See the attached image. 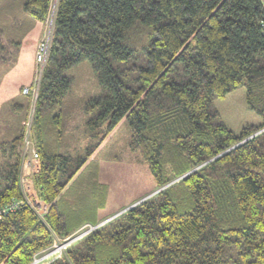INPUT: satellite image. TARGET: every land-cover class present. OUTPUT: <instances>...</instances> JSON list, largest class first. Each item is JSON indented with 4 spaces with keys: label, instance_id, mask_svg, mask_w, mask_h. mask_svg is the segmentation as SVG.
Instances as JSON below:
<instances>
[{
    "label": "trees",
    "instance_id": "16d2710c",
    "mask_svg": "<svg viewBox=\"0 0 264 264\" xmlns=\"http://www.w3.org/2000/svg\"><path fill=\"white\" fill-rule=\"evenodd\" d=\"M50 2L0 0V58L39 43ZM83 60L103 89L82 107L90 138L106 124L95 146L125 117L131 149L164 187L48 264H264V0H57L29 133L39 167L28 194L47 210L24 202L20 182L29 92L10 99L21 116L1 132L0 208L17 204L0 217V264H28L98 224L68 223L59 203L83 160L60 151L67 70ZM240 86L261 121L236 134L214 101Z\"/></svg>",
    "mask_w": 264,
    "mask_h": 264
},
{
    "label": "rangeland",
    "instance_id": "374dc122",
    "mask_svg": "<svg viewBox=\"0 0 264 264\" xmlns=\"http://www.w3.org/2000/svg\"><path fill=\"white\" fill-rule=\"evenodd\" d=\"M54 5L55 0H51L50 11L44 22L40 41L43 39L51 41ZM38 44L35 46L33 41H26L20 45L13 59L0 58V85L2 83L4 86L0 91V96L3 97L0 99V139L4 127L15 124L14 117L21 116L19 113L10 111L8 107L10 99L19 97L24 103L26 95L32 92V102L26 119V132L30 133L34 100L46 60L40 70L38 63H34L31 59L29 66L32 67V73L29 75V72L24 69L26 64L24 59L28 63V57L36 55ZM17 65L22 67L21 76L16 77V80L5 77ZM67 73L73 80L64 98L65 123L62 126L60 151L63 148L65 152L80 156L83 160L80 170L73 174L62 190L59 203L65 208L68 223L78 219H93L102 225L154 195L157 190L156 182L150 173L147 160L137 150H132L129 145L130 130L125 117L110 128L104 134L100 144L95 146L104 133L106 124L100 129L96 128L97 136L90 138L91 133L87 131L90 126L84 121L85 114L82 107L89 97L99 95L103 89L87 60L68 69ZM17 80H20L21 85L13 90V83ZM31 83L34 85L32 90L29 87ZM24 88L28 89L27 93H24ZM5 102L7 105H4L5 109L2 112L1 107ZM214 102L223 122L236 134L240 132L242 126L258 124L261 121L260 117L247 106L244 86L228 92ZM92 130L94 131V128ZM74 166L75 163H72V168ZM23 175L28 179L29 173H23ZM34 198L39 200L38 197Z\"/></svg>",
    "mask_w": 264,
    "mask_h": 264
},
{
    "label": "built area",
    "instance_id": "2783aa9c",
    "mask_svg": "<svg viewBox=\"0 0 264 264\" xmlns=\"http://www.w3.org/2000/svg\"><path fill=\"white\" fill-rule=\"evenodd\" d=\"M55 0V4H56ZM53 10V7H52ZM55 10V5H54ZM50 40L43 39L40 41V43L37 46L36 49V61L40 67V70L42 69V64L45 62L48 49L50 46ZM27 88H24V93H27ZM39 167V161H38V152L35 148V145L31 139V136L29 132L26 133V136L24 138V146H23V161L21 165V171L22 174L20 175V182L23 188V194H24V202L27 203L30 207L34 208L35 211L38 213V215L41 217L47 210V205L41 200H36L35 198H32L31 195L28 194L30 190V185L28 184L27 178L23 175V173H32L34 171H37ZM22 201H20L21 203ZM12 204L9 205V208H0V217L3 213H5L8 210L13 209V207L16 205ZM100 226V224L92 225L90 223H86L82 225L77 231L74 233L65 236V237H55L51 243V245L38 253H36L32 259L31 262L28 264H48L52 260L61 257L65 251L73 245L76 241L80 240L83 236H85L87 233L91 232L95 228Z\"/></svg>",
    "mask_w": 264,
    "mask_h": 264
},
{
    "label": "crops",
    "instance_id": "0c3cea01",
    "mask_svg": "<svg viewBox=\"0 0 264 264\" xmlns=\"http://www.w3.org/2000/svg\"><path fill=\"white\" fill-rule=\"evenodd\" d=\"M31 59H33V61H34V63H35V59H34V57H33V55H30L29 57H28V63H27V61L24 59V61L26 62V64L24 65V69L27 71V72H29V75L32 73V67L31 66H29V64H30V60ZM21 70H22V67L19 65H17V66H14L11 70H10V74L9 75H7V76H5V77H7V78H12L13 80H16L15 78L16 77H20L21 76ZM4 77V78H5ZM3 78V79H4ZM21 85V82H20V80H17V82H14L13 83V87H14V89L13 90H16V88H17V86H20ZM4 86L2 85V83H1V85H0V91H2Z\"/></svg>",
    "mask_w": 264,
    "mask_h": 264
},
{
    "label": "water",
    "instance_id": "95a60500",
    "mask_svg": "<svg viewBox=\"0 0 264 264\" xmlns=\"http://www.w3.org/2000/svg\"><path fill=\"white\" fill-rule=\"evenodd\" d=\"M163 187H164V186H163ZM163 187H162V188H163ZM162 188L157 189L156 192H158V191L161 190ZM99 224H100V223H99Z\"/></svg>",
    "mask_w": 264,
    "mask_h": 264
}]
</instances>
